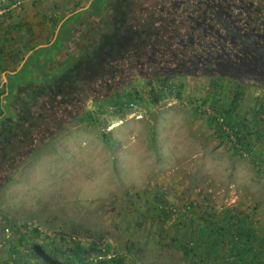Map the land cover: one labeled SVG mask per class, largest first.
Segmentation results:
<instances>
[{"label":"rangeland","instance_id":"1","mask_svg":"<svg viewBox=\"0 0 264 264\" xmlns=\"http://www.w3.org/2000/svg\"><path fill=\"white\" fill-rule=\"evenodd\" d=\"M110 1L2 0L40 41L37 53L7 67L12 132L33 105L34 91L56 79L67 58L96 44L98 29L111 19ZM50 16L59 20L55 30ZM215 83L206 76L139 77L117 89L119 97L114 90L86 100L85 114L40 142L1 182L0 264L20 258L23 264H69L61 235L77 231L90 234L82 242L112 240L117 252L132 246L142 264H240L230 257L231 237L244 227L264 237V94L240 87L238 109L227 118L240 132L239 152L207 113V107L226 110L238 89L227 80ZM159 92L164 98L153 104ZM130 93L135 103L117 112L115 102ZM163 204L171 212L161 210ZM226 210L247 223L206 241L201 231L207 223L225 224ZM186 243L190 256L181 248ZM254 246L261 250L257 264H264V250L259 242ZM85 256L91 260L95 253Z\"/></svg>","mask_w":264,"mask_h":264},{"label":"trees","instance_id":"2","mask_svg":"<svg viewBox=\"0 0 264 264\" xmlns=\"http://www.w3.org/2000/svg\"><path fill=\"white\" fill-rule=\"evenodd\" d=\"M109 4L111 19L104 30L101 27L96 32V44L82 49L71 61L67 58L66 65L61 66L64 69L54 71L57 78L41 92L34 91L33 105L18 120L14 137L0 155V185L40 142L55 136L63 124L85 114L86 100L110 96L114 90L130 85L133 79L162 81L185 75L206 76L212 83L218 82L216 85L230 81L238 90L230 106L218 112L227 122L238 109L243 95L240 87L261 84L255 74L264 76V0H111ZM48 19L50 28L55 30L59 20L53 16ZM23 21H16L15 11L0 2V70L7 71L9 64L18 65L29 51L35 53L39 47L40 41L33 39L32 25L25 26ZM19 42L24 48H19ZM16 57L20 58L17 62ZM4 92L0 91V96ZM114 94L119 97L118 91ZM164 95L165 92L156 94L153 104H158ZM177 96L181 94L178 92ZM125 99L115 102L117 112L123 113L135 103L131 93ZM5 111L1 103L0 116ZM212 118L223 130L216 116ZM228 126L241 143L239 130ZM160 209L171 212L172 206L167 208L163 204ZM223 214L225 224L212 227L207 223L201 231L206 241L210 237L218 240L217 234H225L238 223H247L227 210ZM33 231L36 237L41 235L39 227L35 226ZM242 231L231 237L230 257L240 264H257L261 250L255 248L254 242H259L264 250V237L250 228L244 227ZM87 234L62 232L59 248L68 255L69 264H93V259L85 256L87 252L110 251V244L103 239L88 238V242H82L81 236ZM131 247L95 264H142ZM181 248L186 256L191 255L189 244H182ZM19 260L16 264H23V259ZM225 262L231 263L228 259Z\"/></svg>","mask_w":264,"mask_h":264},{"label":"crops","instance_id":"3","mask_svg":"<svg viewBox=\"0 0 264 264\" xmlns=\"http://www.w3.org/2000/svg\"><path fill=\"white\" fill-rule=\"evenodd\" d=\"M2 3V0H0ZM55 41L52 43L50 42L47 45L50 47ZM21 70H16L13 72V74H17ZM9 70L4 71V79L2 78L0 80V91L4 90L5 92L0 96V104L2 103L5 107L6 111L4 115L0 116V155L3 154L4 149H6V146L8 145L9 141L14 137V133L12 132V127L14 126V117H11V109L9 107V104L5 103L6 98L10 95V86H9ZM9 102V101H8ZM14 112V111H12ZM8 125V126H7Z\"/></svg>","mask_w":264,"mask_h":264},{"label":"built area","instance_id":"4","mask_svg":"<svg viewBox=\"0 0 264 264\" xmlns=\"http://www.w3.org/2000/svg\"><path fill=\"white\" fill-rule=\"evenodd\" d=\"M132 105L133 104H131L130 106ZM207 113L211 116H214V117L216 116V120L222 126L223 131L228 134V138L234 144L235 150L241 149L242 144L239 143L238 138L235 136L231 128L228 126L227 120L224 118V116L218 113L215 109L212 110V108L210 107H207ZM103 240L105 243L110 244L111 249L110 251H106L105 249H102L100 252L95 254V256L93 257V264H95L98 260L112 258L116 255L117 250L112 244V240H107V239H103Z\"/></svg>","mask_w":264,"mask_h":264},{"label":"flooded vegetation","instance_id":"5","mask_svg":"<svg viewBox=\"0 0 264 264\" xmlns=\"http://www.w3.org/2000/svg\"><path fill=\"white\" fill-rule=\"evenodd\" d=\"M255 76H256V79H260L259 82H261L262 85L261 84H256V85H252V86L258 87L261 90V92L264 94V76H262L260 73L255 74Z\"/></svg>","mask_w":264,"mask_h":264}]
</instances>
